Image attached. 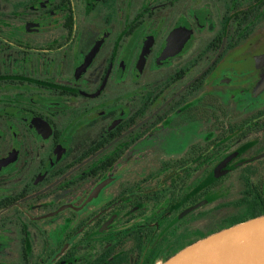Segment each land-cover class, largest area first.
Segmentation results:
<instances>
[{
    "label": "flooded vegetation",
    "instance_id": "obj_1",
    "mask_svg": "<svg viewBox=\"0 0 264 264\" xmlns=\"http://www.w3.org/2000/svg\"><path fill=\"white\" fill-rule=\"evenodd\" d=\"M247 187L264 0H0V264H163Z\"/></svg>",
    "mask_w": 264,
    "mask_h": 264
},
{
    "label": "water",
    "instance_id": "obj_2",
    "mask_svg": "<svg viewBox=\"0 0 264 264\" xmlns=\"http://www.w3.org/2000/svg\"><path fill=\"white\" fill-rule=\"evenodd\" d=\"M163 264H264V215L210 235Z\"/></svg>",
    "mask_w": 264,
    "mask_h": 264
},
{
    "label": "trees",
    "instance_id": "obj_3",
    "mask_svg": "<svg viewBox=\"0 0 264 264\" xmlns=\"http://www.w3.org/2000/svg\"><path fill=\"white\" fill-rule=\"evenodd\" d=\"M246 190L250 191L251 193H255L256 194V197H255L256 205H257V207H259V205L262 204L261 203L262 199L260 198L259 193L258 192L256 193V191H253L251 187H247ZM263 215H264V209L259 207L257 209V211L253 215H251L250 218H247V219L250 220V219H253V218H256V217H259V216H263ZM241 222L243 223V222H246V221H244V219H242L238 223H241Z\"/></svg>",
    "mask_w": 264,
    "mask_h": 264
},
{
    "label": "rangeland",
    "instance_id": "obj_4",
    "mask_svg": "<svg viewBox=\"0 0 264 264\" xmlns=\"http://www.w3.org/2000/svg\"><path fill=\"white\" fill-rule=\"evenodd\" d=\"M247 157L244 153H240L239 154V157H238V160H241L243 158ZM219 194H215L214 197H217Z\"/></svg>",
    "mask_w": 264,
    "mask_h": 264
}]
</instances>
